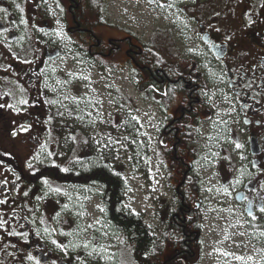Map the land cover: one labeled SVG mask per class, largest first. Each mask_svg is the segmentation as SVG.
I'll return each instance as SVG.
<instances>
[{
  "label": "flooded vegetation",
  "instance_id": "flooded-vegetation-1",
  "mask_svg": "<svg viewBox=\"0 0 264 264\" xmlns=\"http://www.w3.org/2000/svg\"><path fill=\"white\" fill-rule=\"evenodd\" d=\"M146 1L173 9L167 15L175 23L169 33L156 29L148 43L106 18L101 0H0V126L15 141L12 153L4 154L11 160L0 158V264H95L93 256L101 253L99 241L92 249L91 239L83 244L70 230L77 217L66 206L48 200L50 212H57L52 218L43 213L17 171L28 161L31 169L60 161L66 167L70 154L61 156L57 148L82 138L78 102L75 112L61 107L71 86L77 95L76 78L65 77L62 67L66 56L85 77L91 72L108 83L119 77L133 83L143 103L157 105L156 153L158 144L167 151L165 162L158 161L172 192L164 229L184 231L198 219L203 254L214 222L234 224L239 215L264 264V0ZM178 30L201 46L187 59L172 39ZM158 34L171 38L174 59L161 54L165 41ZM145 51L163 65L153 61L152 67ZM68 112L77 120L71 119L76 128L69 129V141L62 117ZM19 143H26L27 159L18 160ZM163 230L151 235L160 240ZM179 242L185 256L197 255L190 234ZM124 256L121 264L129 258L144 264L128 251Z\"/></svg>",
  "mask_w": 264,
  "mask_h": 264
},
{
  "label": "rangeland",
  "instance_id": "rangeland-1",
  "mask_svg": "<svg viewBox=\"0 0 264 264\" xmlns=\"http://www.w3.org/2000/svg\"><path fill=\"white\" fill-rule=\"evenodd\" d=\"M149 5L146 0H108V16L111 21L123 25L129 31L145 38L149 42L150 35L156 29L163 27L165 32L175 25L167 12L173 9L162 5ZM176 30V29H174ZM158 39L165 41L160 44L161 54L169 59H174L176 47L172 46L171 38L166 34H158ZM175 45L180 48L181 56L185 59L188 51L193 50L199 43L188 41L180 36L179 30L172 38ZM167 42V43H166ZM168 44V45H167ZM171 48H170V47ZM65 77L76 78L77 95L74 94V86L63 93L65 103L63 105L72 107L78 102L79 117L77 128L83 130L81 136H73L71 142L66 146L57 148L61 156L70 154V162L65 169L79 170L90 168L92 165H107L117 172L125 180L126 192L124 196L125 210L135 216H141L149 232L161 236V231L166 224L169 213L168 205L172 200V192L167 187L165 170L156 156V142L159 138L161 114L156 104L143 103L133 83L127 84L120 81L119 77L111 76L110 82L107 78L97 76L89 72L85 77L79 70V63H73L70 56L62 60ZM61 76V75H60ZM62 78V76H61ZM114 87L112 86V83ZM212 88V87H210ZM216 90L212 88V95ZM42 106L41 102L38 103ZM74 115V113H72ZM66 128L64 138L68 139V131L76 128L75 118L69 119V112L62 114ZM69 119V120H68ZM103 130V131H102ZM102 131V133H99ZM85 136V138H84ZM83 140V141H82ZM146 140L149 143L148 158L144 157L141 149L145 147ZM69 141V139H68ZM10 135L2 131L0 126V152L10 155L13 143ZM20 144L18 160L27 159L25 145ZM82 144L80 151L78 145ZM44 153V149H40ZM29 156V155H28ZM27 156V157H28ZM9 158L8 156H6ZM36 157V156H34ZM33 157V158H34ZM10 160V158H9ZM32 164V165H31ZM62 166L65 165L60 161ZM22 168L28 171L33 162L23 163ZM27 188L25 194L38 203L43 213L54 214L57 209L50 212L48 200L54 204L66 206L68 211L76 214L75 223L70 225V230L79 234L83 244L91 239V246L96 244V234L103 239L100 242L101 253H96L93 258L98 261L95 264H121L126 252L131 255L130 246L128 250L120 243L124 236L114 235L110 232L106 223L105 205L100 196L91 195L77 187L67 186L50 181L39 185H31L25 182ZM48 214V215H49ZM53 216L51 215V218ZM50 218V219H51ZM234 222L225 220L224 223L217 219L212 225L211 243L207 244L206 251L209 257L201 261V264H260L258 254L254 253L253 245L248 239L243 221L236 216ZM75 224V225H74ZM81 243V242H80ZM126 251V252H125ZM124 253V254H123ZM123 254V257H122ZM207 255V254H206ZM129 264L133 259L129 258Z\"/></svg>",
  "mask_w": 264,
  "mask_h": 264
},
{
  "label": "trees",
  "instance_id": "trees-1",
  "mask_svg": "<svg viewBox=\"0 0 264 264\" xmlns=\"http://www.w3.org/2000/svg\"><path fill=\"white\" fill-rule=\"evenodd\" d=\"M103 4H105V0H101V6ZM145 54L152 60V67L155 65L153 61L157 62L159 66L163 65V60L154 52L145 51ZM147 91L151 94L155 93L154 89H148ZM148 144L146 140L145 147L141 149L143 156L146 158H148L150 147ZM158 145L156 156L159 161L165 162L167 151H165L163 145ZM81 148L82 144L78 145L76 149L80 151ZM43 155L47 156L45 150ZM0 158L9 160V158L3 155H0ZM46 160L44 158L40 161L45 162ZM17 167L18 174L24 183L39 185L54 181L55 183L64 184V186L80 188L91 195L100 196L105 205L106 223L109 226L110 232L114 235L122 233L124 236L122 243H127L128 248L130 246L131 254H134L137 260L142 259L144 264H199L202 257V244L198 241L199 236L197 235V232L200 233L201 231L200 221L197 219L192 227L184 230L186 234L191 235L193 242L191 245L192 251L197 252V255L194 257L185 256L184 252L181 253L184 248L183 244L179 242V239L185 237L183 229L175 228L173 230L165 228L160 240L152 236L141 216H135L125 210V180L107 165H92L90 168L79 170L65 169L66 167L54 162L51 165H39L38 168L28 171H24L22 166ZM174 176L172 175L171 177L175 179L176 177ZM96 240L102 242L103 239L99 234H96ZM93 248L95 247L92 245ZM183 256L184 258L181 259Z\"/></svg>",
  "mask_w": 264,
  "mask_h": 264
},
{
  "label": "snow or ice",
  "instance_id": "snow-or-ice-1",
  "mask_svg": "<svg viewBox=\"0 0 264 264\" xmlns=\"http://www.w3.org/2000/svg\"><path fill=\"white\" fill-rule=\"evenodd\" d=\"M0 11H3V9H0ZM0 203H3V201H0ZM261 211H264V209H261Z\"/></svg>",
  "mask_w": 264,
  "mask_h": 264
}]
</instances>
